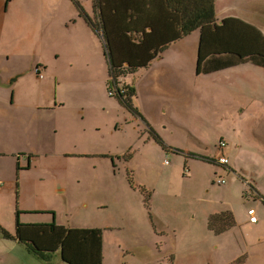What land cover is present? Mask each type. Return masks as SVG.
Wrapping results in <instances>:
<instances>
[{
    "label": "rangeland",
    "instance_id": "374dc122",
    "mask_svg": "<svg viewBox=\"0 0 264 264\" xmlns=\"http://www.w3.org/2000/svg\"><path fill=\"white\" fill-rule=\"evenodd\" d=\"M78 1L91 10L90 0ZM216 11L218 18L247 21L264 35V0H219ZM106 29L110 34L107 18ZM199 38L196 31L182 46L187 76L165 83L180 93L185 114L175 112L171 121L162 123L168 117L157 108V97L148 93L142 98L150 109L149 118L161 124L167 146L182 151L175 154L170 147L166 152L149 142L142 132L146 126L107 94V66L90 19L68 0H10L9 4L0 0V94L12 109L0 149L21 147L31 152L0 159V226L14 233L19 212L25 222H53L56 215L58 224L78 228V233L69 235V259L64 264L71 260L75 264H230L238 256V243L231 234H241V229L225 232L218 225L220 217L230 221L236 216L246 224V204L256 209L259 218L264 213V203L257 199L264 197V69L244 66L200 76ZM108 46L116 66H131L126 47ZM164 48L161 54L170 47ZM18 54L25 58L18 59ZM193 63L196 70L190 78ZM13 64L24 70L19 81L14 75L1 76ZM38 64L46 68L42 77L37 75ZM140 69L143 74L150 68ZM41 92L44 102L55 97L63 107L39 111ZM20 109L39 118L44 137L36 139L38 134L32 131L19 134L23 130L11 120ZM237 132L244 135L239 141L234 140ZM239 145L242 149H233L232 155L237 167L242 164L240 170L234 168L237 175H226V166L191 157L216 159L223 149ZM94 152L98 159L89 156ZM109 154L127 157L120 163L121 159L107 158ZM17 160L23 163L19 172ZM165 160L171 163L169 170ZM234 179L246 187L234 185ZM262 224L251 231L254 247L245 264H264L256 246L264 237V216ZM62 227L54 236L44 231L50 238L40 234L39 244L59 245L65 234ZM27 229H35L25 232L37 248L36 239L43 231ZM210 235L220 247L210 245ZM0 239V264H16L14 259L41 264L23 247L18 245L14 253L12 241L1 235ZM242 247L247 249L244 241Z\"/></svg>",
    "mask_w": 264,
    "mask_h": 264
},
{
    "label": "crops",
    "instance_id": "0c3cea01",
    "mask_svg": "<svg viewBox=\"0 0 264 264\" xmlns=\"http://www.w3.org/2000/svg\"><path fill=\"white\" fill-rule=\"evenodd\" d=\"M68 1L73 6V8L76 9V7L71 3V1L70 0ZM135 1L136 0H119V1L105 0V1H102L100 5V9H99V15L101 17V20H103V23H104V34L106 35L105 40L103 41L102 38H99L93 32L92 34L96 38L98 44L100 45L103 51V57L106 62L107 68H108V59L105 58V54H104L106 52L105 44H107L108 46V44L110 43H112L114 48L117 45H118V48L121 47V49L123 47H126V53L127 55H129L130 61L132 62L131 66L137 67V68L150 66L149 67L150 69L148 72L141 74V71H140L141 76L138 80L136 81L128 80L129 84L135 85V88L138 94L136 105L142 112L146 120V123H144L142 120L138 118L133 117L129 113L128 114L130 115L131 118L139 122H142L146 126V128L144 127V130L142 132L144 134L145 133L148 134V136L150 137L148 140L149 142L152 140V138L147 131V125H149L150 128L154 130L157 133V135L163 140V142L166 145L167 150L172 148L175 154H179V153L181 154L182 151L180 149L175 148L173 146H167L168 144L162 138L161 133L159 131L160 129H163L161 124L158 125V122L156 120H151L149 118L150 109L146 105H144V103L142 102V98L148 93H151L155 97H157V102H156L157 108H160V110L163 111L164 114L168 117L167 119L163 120L162 123H165V121H171L173 119V115L175 112H177L180 116H183L185 114L186 103L179 98L180 93L175 92L174 91L175 88H172V89L166 88L165 83L169 81L180 80L183 75H186L184 74L186 72V69L184 67L183 47H182L185 44L184 40L186 38L182 39L181 34L177 32L172 26V23L169 20V14L166 9L164 0H140L146 8L145 18H146V23H147L148 28L144 30L142 27V23L139 20V17L136 12ZM90 2L92 6L90 11L86 9L84 3H81V4L83 5L86 14L90 17H93L95 15L94 8H93L94 1L90 0ZM106 18L110 24V29H111L110 34L109 32H107V29L105 30ZM135 36H137V38H135ZM135 39L140 40V43H136L134 41ZM170 44H172V46H170L169 50L161 54L160 50L164 48L166 45H170ZM167 53H169L170 62L165 64ZM109 55H110L112 64L116 66L112 60L110 52H109ZM23 58H25L23 54H18V59L22 60ZM140 60L142 63H140ZM125 66H129V65H125ZM125 66H122V67H125ZM33 67L34 65H32V68ZM37 67H41V68L43 67L42 73L46 71V68L40 64H38ZM195 70H196V64L193 63L192 72L190 71V74H188V77L191 78ZM23 71H24L23 68L19 66L17 67V64H13L11 68L9 70H6L4 74H1V76L14 75L13 77L14 81H19L20 77L23 75ZM106 73H107V69H106ZM0 81L2 82L3 80L0 78ZM105 89H106V81H105ZM37 101L41 103L40 108L42 109H40L39 111L43 110L44 112H53L63 107V105L58 104L55 97L54 99L44 102L42 92L41 94L37 95ZM114 101L117 102L116 100ZM161 101H164V102H161ZM19 105L20 107L23 106L21 104ZM117 105L118 107L120 106L118 102H117ZM11 112H12L11 107H9L7 101L4 98H2L0 94V142H4L3 140L6 134V130H7L6 120H7L8 115L11 114ZM18 112L19 113H16L13 116V119L11 121L15 123L16 125L18 124L19 131L20 129L23 130V132L21 133L19 132L20 135H22L25 132L28 134L29 131H32L36 135L38 134L36 139H38L39 136L44 137V130L40 126L41 122L39 118L33 119L32 117H29L26 114V112L21 109ZM24 112H25V116H24ZM20 118L22 119V121H20ZM64 125H65V122L63 123V126ZM222 132L224 133V131ZM241 136H244V135L239 134L237 132V136H234V140L238 139L239 141ZM15 146L16 145H11L10 147H15ZM233 149L236 151H239L242 149V146L239 145L236 148L229 147V148L223 149L224 150L223 155L228 156L230 158V163H231V168L229 169L227 168L226 175L229 173H234L235 175H237L236 174L237 172H235L234 168H237L238 170H240L242 166V164H240L239 167H237L236 163H234V161L232 160V155H234V152H235ZM176 151H179V152H176ZM30 153L31 152H28L22 149L21 147H16L13 149L6 148L4 150L0 149V159L17 158V156L19 157L20 155L30 154ZM107 154L108 153H105L103 155H107ZM97 155L98 153L94 152L92 155H89V156L98 159ZM108 156H121V155L109 154ZM123 156L127 157L125 155ZM78 158H81V157H78ZM211 159L216 160L215 158H211ZM18 164L20 167H23V163H21V160L19 161L17 160L16 169H17ZM234 180H236L234 181V185L239 184V185H243L246 187V184L244 182H241L238 179H234ZM262 195L264 196V194ZM246 205L247 206L243 207V214L245 216H247V211L249 209H255L254 207L251 206V204H246ZM263 216H264V213L262 212L260 218L258 217V223H250L249 218L247 217L246 224L244 222L241 224V222H239V220L235 216V221L237 223V226L231 229V232L235 229H241V234L237 231H234L233 234H231V236H233V239L238 243L237 245L238 256L234 260L230 259V264H233V262L236 259L237 260L242 259V257L243 258L245 257L246 259L253 252L254 242H253V234L251 231L252 229L256 231L259 227L263 225L262 224ZM54 221H55V225L52 229L50 226L54 222H51V221L50 222L36 221V222L30 223L29 221L25 222L20 219V223L23 225V227L21 228V231L18 234V236L21 240L28 241V239L31 237V234L27 235L25 231L35 230V229H27V230L25 229L29 227L38 228V230H41L43 232L39 233L36 239L37 248L41 249L42 251L44 250L46 252H57L59 250H63L65 261H67V259H69V255H68V250L66 246L69 241V235H71L74 232L78 233L80 230L78 228H69V227H65L63 224H58L56 221V215L54 216ZM36 223H39L40 225H44L45 227L36 226ZM245 225H247L246 230L249 232H246V230H244L243 226ZM58 226H63L62 230L65 232L64 238H63L64 243L62 239L59 241V245H54L52 243H48V244L45 243L44 245H40L39 244L40 234L42 236H47V238H50V235L54 236V234L57 233ZM44 231L49 232L50 235L45 234ZM14 233H11V234L14 235ZM243 241L247 249L242 247ZM12 245H13V248L15 249L13 252L16 253V250L19 248L17 242L12 241ZM210 245H213V246L218 245V247H220L219 244L216 243L215 239H213L211 235H210ZM257 245L259 248L257 251V255L260 256L264 260V237L263 235L259 238L256 246ZM12 257L13 259L15 258V256L13 255ZM0 258L2 259L3 257L1 256ZM95 258H98V255H96ZM14 260L16 264H21V261L18 262L16 259ZM263 260H262V263L264 262ZM65 261L60 262V264H64ZM26 263L31 264L29 261H27ZM70 264H75L74 260H71ZM95 264H100V262L97 261Z\"/></svg>",
    "mask_w": 264,
    "mask_h": 264
},
{
    "label": "trees",
    "instance_id": "16d2710c",
    "mask_svg": "<svg viewBox=\"0 0 264 264\" xmlns=\"http://www.w3.org/2000/svg\"><path fill=\"white\" fill-rule=\"evenodd\" d=\"M9 4L10 0H5ZM76 9L87 19H90L92 32L105 40L104 26L99 15L102 1L93 0L95 17L86 14L83 5L78 0H70ZM219 0H164L169 14V20L174 29L181 34V38H187L192 33L199 31V51L197 60V72L200 76H210L217 73L238 69L244 66H254L264 69V35L253 24L239 19L225 18L217 16L216 5ZM136 12L142 23L143 29H147L145 18V6L140 0L135 1ZM172 44L166 46L168 49ZM105 58L108 59L106 90L111 99L116 100L121 109L127 111L135 118L146 120L137 107L138 94L135 85L128 83V80L136 81L140 78V68L133 66L116 67L112 64L109 48L105 44ZM150 67V66H147ZM37 75L41 67L37 68ZM147 131L152 140L167 152L166 145L157 133L147 125ZM224 151V150H223ZM179 152V151H176ZM32 156V155H29ZM227 157L226 155L220 156ZM196 160H203L209 164H218L219 158H201L191 156ZM230 159V158H229ZM231 168V163L226 166ZM18 172L22 168L18 164ZM132 179L129 183L132 185ZM264 203V197H258ZM255 199V200H257ZM42 213V212H40ZM21 213L17 212V226L15 236L0 226V235L7 241H15L24 250L41 264H57L54 260L55 255H62L63 250L56 253L38 250L31 242L21 240L18 234L23 225L20 223ZM24 214V213H22ZM26 214H35L26 212ZM55 223L51 226L54 227ZM219 227L228 232L235 228V220L228 221L223 216L218 222ZM245 258L239 259L235 264H243Z\"/></svg>",
    "mask_w": 264,
    "mask_h": 264
},
{
    "label": "built area",
    "instance_id": "2783aa9c",
    "mask_svg": "<svg viewBox=\"0 0 264 264\" xmlns=\"http://www.w3.org/2000/svg\"><path fill=\"white\" fill-rule=\"evenodd\" d=\"M37 72H38V70H37ZM39 77H42L41 70L39 72ZM217 161H218V164H220V165L228 166L229 165V162H230V159L227 158V157H225V156H223V157L219 158V160H217ZM164 167H165L166 170H169L170 169L171 163H170L169 160H165ZM219 183L220 184H223V183H225V181H222V182H219ZM247 216L249 218V222L250 223H258V216H257L256 209H249L247 211Z\"/></svg>",
    "mask_w": 264,
    "mask_h": 264
},
{
    "label": "flooded vegetation",
    "instance_id": "af4514ba",
    "mask_svg": "<svg viewBox=\"0 0 264 264\" xmlns=\"http://www.w3.org/2000/svg\"><path fill=\"white\" fill-rule=\"evenodd\" d=\"M107 158H109V159H111V160H115L116 158H117V159H121V162H120V163H122V162L124 161V158H126V157H124L123 155H121V156H108ZM113 164H114L115 167H118V166H119V163L116 164V163H114V161H113ZM50 225H51V224H50ZM36 226H39V227H45L44 225H40L39 223H36ZM48 226H49V225H48ZM45 252H46V251H45ZM53 253H56V252H53ZM242 258H243V257H242ZM244 258H245V257H244ZM59 260H60V262H64V261H65L64 253H62V255H55L53 261H55V262L57 263Z\"/></svg>",
    "mask_w": 264,
    "mask_h": 264
},
{
    "label": "water",
    "instance_id": "95a60500",
    "mask_svg": "<svg viewBox=\"0 0 264 264\" xmlns=\"http://www.w3.org/2000/svg\"><path fill=\"white\" fill-rule=\"evenodd\" d=\"M54 216H55V215H54ZM53 222L55 223V221H53ZM54 223H53V224H54ZM50 227L53 229V227H52V226H50Z\"/></svg>",
    "mask_w": 264,
    "mask_h": 264
}]
</instances>
